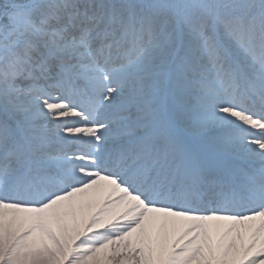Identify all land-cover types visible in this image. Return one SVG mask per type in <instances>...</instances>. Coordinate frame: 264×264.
<instances>
[{
  "label": "snow or ice",
  "instance_id": "snow-or-ice-1",
  "mask_svg": "<svg viewBox=\"0 0 264 264\" xmlns=\"http://www.w3.org/2000/svg\"><path fill=\"white\" fill-rule=\"evenodd\" d=\"M0 264H264V0H0Z\"/></svg>",
  "mask_w": 264,
  "mask_h": 264
}]
</instances>
